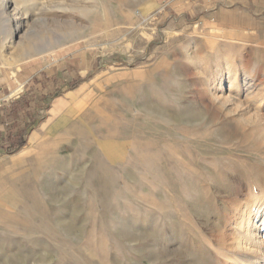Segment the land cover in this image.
Segmentation results:
<instances>
[{
    "label": "rangeland",
    "instance_id": "obj_1",
    "mask_svg": "<svg viewBox=\"0 0 264 264\" xmlns=\"http://www.w3.org/2000/svg\"><path fill=\"white\" fill-rule=\"evenodd\" d=\"M172 1L31 0L13 47L0 15V106L30 119L0 161L61 91L49 63L96 79L64 146L0 165V264H264V44Z\"/></svg>",
    "mask_w": 264,
    "mask_h": 264
},
{
    "label": "crops",
    "instance_id": "obj_2",
    "mask_svg": "<svg viewBox=\"0 0 264 264\" xmlns=\"http://www.w3.org/2000/svg\"><path fill=\"white\" fill-rule=\"evenodd\" d=\"M173 1L172 4L179 2V5L188 11L182 12L183 14L197 13L200 22H197L195 26L201 25L211 29L214 34L223 40L233 44H250V42L254 43L262 39L264 44V0ZM62 58L63 56L46 66V73L49 69L50 73H54L55 77L63 84H60L62 85L61 91L52 98H46L47 104L43 108L35 110L32 121L33 126L29 129V133L23 137L25 146L16 147L17 151L11 153L9 158L7 157L8 159L4 158L3 161H0V165L6 166L8 162L12 164L16 160H23L24 157L20 156L22 154L17 155V153L31 144L30 148L34 144H38L37 148L41 149L64 146L60 141L54 139L53 135L62 134L65 126H72L77 122L78 98L86 93V90L93 85L92 83L96 79L82 80L74 87H69V83L78 78L80 71L71 59L62 60ZM92 61L91 58L90 63ZM55 68L56 70H54ZM89 68L91 69L90 66ZM27 78L25 77L23 82H29L30 79ZM20 107V103L12 106H7V104L0 106L1 138L7 135V131L16 134L28 127L27 123H30V119L23 114V108ZM13 120H16V123H13ZM6 122H8V125H5ZM57 142L58 144H56Z\"/></svg>",
    "mask_w": 264,
    "mask_h": 264
},
{
    "label": "bare ground",
    "instance_id": "obj_3",
    "mask_svg": "<svg viewBox=\"0 0 264 264\" xmlns=\"http://www.w3.org/2000/svg\"><path fill=\"white\" fill-rule=\"evenodd\" d=\"M31 0H23V3L17 1V0H0V15H3V17H5L6 20L9 21H14L16 28L15 30H11L10 26L8 28L9 33H8V37H7V42L9 43L10 47H13L15 42H14V36L15 34H19L20 36L25 33V28H26V23H25V16H23V10L25 8H27L28 10H30L28 7V3H30ZM34 4V3H33ZM12 6V9L10 10V12H7L8 8H10ZM28 6V7H27ZM32 9V8H31ZM26 10V9H25ZM30 13V12H29ZM31 14V13H30ZM2 19V18H1ZM40 19V18H39ZM4 21V20H3ZM32 22V21H31ZM28 24V23H27ZM7 26V25H6ZM29 26V25H28ZM40 26V25H37ZM15 27V26H14ZM27 30V29H26ZM38 30V29H37ZM7 31V30H6ZM35 31V30H34ZM34 33V32H33ZM28 35V34H27ZM26 36V35H25ZM7 45V44H6ZM8 47V46H7ZM30 156V155H29ZM254 236V233H253ZM250 237V236H249ZM255 237V236H254ZM257 238V237H256ZM251 239V238H250ZM252 240V239H251ZM249 242V241H248ZM258 243V242H256ZM253 244V243H252ZM260 244V243H258ZM253 246V245H252ZM257 246V245H256ZM261 245H259L260 247ZM251 247V246H249ZM258 247V246H257ZM247 248V247H246ZM263 250V249H262ZM264 253V252H263ZM250 258V257H249ZM261 258V257H260ZM248 259V258H247ZM262 259V258H261ZM246 260V259H245ZM249 260V259H248ZM258 260V259H257ZM254 264H260L259 261L255 262Z\"/></svg>",
    "mask_w": 264,
    "mask_h": 264
},
{
    "label": "built area",
    "instance_id": "obj_4",
    "mask_svg": "<svg viewBox=\"0 0 264 264\" xmlns=\"http://www.w3.org/2000/svg\"><path fill=\"white\" fill-rule=\"evenodd\" d=\"M3 99H4V96H3V89H2V86H1V84H0V104H1V102L3 101Z\"/></svg>",
    "mask_w": 264,
    "mask_h": 264
}]
</instances>
